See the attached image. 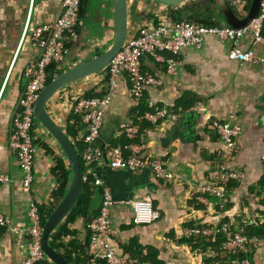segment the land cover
Segmentation results:
<instances>
[{"label":"crops","instance_id":"obj_1","mask_svg":"<svg viewBox=\"0 0 264 264\" xmlns=\"http://www.w3.org/2000/svg\"><path fill=\"white\" fill-rule=\"evenodd\" d=\"M60 3L61 0H0V173L10 179L0 183V215L8 216L20 230V235L15 236L0 228V264H20L24 259L26 251L22 245L27 239L29 205L50 203L56 186L51 174L53 160L63 156L55 141L39 125L38 128L34 125L33 140L53 146L55 151L49 154L35 145L33 180L30 190L24 193L19 184L18 160L8 144L23 83L22 73L27 62L36 55L29 44L30 34L35 28L55 20ZM236 7L235 12L243 19L244 6L237 4ZM174 13L177 12L152 0H128V37L135 36L141 28L167 24ZM75 33V38L67 43V57L59 66L62 71L109 49L114 37L112 0H83ZM239 47L264 58V44L255 42L251 35H247ZM231 49L229 43L205 38L200 49L181 52V69L171 78L165 75L162 64L143 58L142 72L164 81L161 87L146 89L141 100L148 109L165 111L164 117L156 123L138 121L133 116L137 104L130 96L128 79L126 76L119 78L94 146L121 147L125 136L120 125L137 123V143L143 147L142 156L161 160L169 177L157 178L149 169L131 172L110 170L103 164L98 167L113 197L124 202L111 209L116 230L111 244L117 254L128 256L121 246L136 240L142 248L158 251L163 264H201L199 256L192 254L190 246L184 243V233L190 227L218 228L225 222V226L238 232L243 227L264 225L262 196L257 187L264 178L260 160L264 152V65L231 61L228 57ZM104 78L96 75L74 82L48 101V114L66 134L69 125L72 126L69 118L73 116L76 99L92 89L98 93L106 91ZM183 98L188 108L175 107ZM215 120L232 121L242 126V136L232 152L213 129ZM84 134L85 129L80 127L75 139ZM220 163L242 173L237 187L228 191V203L222 209L216 199L211 198L208 206L199 201L210 169ZM144 197L152 200L159 217L152 224L135 225L129 202ZM100 201L98 196L96 207ZM69 229L77 234L65 237L63 243L75 240L84 244L87 229L83 221L77 219ZM256 242L253 264L257 258L260 262L258 248L264 245V241ZM98 249H103L102 241Z\"/></svg>","mask_w":264,"mask_h":264},{"label":"built area","instance_id":"obj_2","mask_svg":"<svg viewBox=\"0 0 264 264\" xmlns=\"http://www.w3.org/2000/svg\"><path fill=\"white\" fill-rule=\"evenodd\" d=\"M81 0H61L58 16L54 21L35 28L29 38V44L36 55L27 62L22 73V86L19 91L17 109L14 112L12 128L9 135V148L15 154L20 172V188L24 193L30 190L33 174L32 162L36 147L33 144L32 129L34 119L32 108L39 91L45 86V70L51 64L58 67L64 62L68 54L67 43L75 38V28L78 21V6ZM236 6L238 0H227ZM264 0H261L257 17L243 29L229 27H202L193 23L181 22L161 24L152 28H141L137 34L128 37L120 52L112 59L107 70V89L101 96L90 98L82 97L73 106L72 126L85 129L82 138L76 141L83 143L80 151L85 175L94 179V184L102 189L101 201L97 216L89 224L90 242L88 245L87 264H140L129 256L117 254L112 246L116 235L111 220V209L123 201L116 200L104 180L98 175V167L103 164L110 170L141 171L151 170L157 178L167 179L169 174L165 164L159 159H148L142 156V145L137 143L139 125L126 122L120 125L121 133L129 141L125 147L94 146L100 135L104 121L105 110L111 103L113 93L119 78L126 76L129 82V93L138 106L144 92L148 88H158L164 83L162 78L142 72V60L147 57L164 66L167 77H175L181 69L179 56L185 49H200L205 38H212L221 43H229L231 50L229 60L241 64L264 65V58L254 51H242L240 42L251 35L255 42L264 44ZM138 114V113H137ZM165 115L164 110L145 112L137 117L138 121L156 123ZM213 129L221 141L232 152L236 148L237 140L242 136L243 128L240 124L227 120H215ZM264 171V152L260 157ZM83 175V176H85ZM242 173L232 171L226 164L220 163L212 167L208 174L207 183L202 188L200 203L208 206L209 200H218V207L224 208L228 203L226 186L230 183H239ZM10 179L0 173V183H7ZM132 209V222L135 225H149L155 222L159 215L153 208L149 197L130 201ZM28 228L26 241L23 247L26 255L20 264H44L45 255L41 250L42 220L38 206L31 203L27 212ZM0 228L8 230L15 236L20 235V230L6 215H0ZM218 233L224 235L221 251L228 257L226 264H251L249 260L233 262V258L245 251L246 244L258 246L256 240H249L243 231H233L229 226L206 228L197 226L186 230L184 238L190 240H208L216 237ZM99 241L103 242V249H98ZM261 264H264V245L258 248ZM208 259L215 260L213 264H222L216 261L214 251L200 253Z\"/></svg>","mask_w":264,"mask_h":264},{"label":"trees","instance_id":"obj_3","mask_svg":"<svg viewBox=\"0 0 264 264\" xmlns=\"http://www.w3.org/2000/svg\"><path fill=\"white\" fill-rule=\"evenodd\" d=\"M253 0H238L239 5H243V15L242 17L250 10ZM83 0L80 1L78 6V13ZM238 7L233 6V9ZM188 13L186 14L187 19L191 20L193 24L202 26V27H225L221 21V19L217 16L218 12V3L217 0H196L187 5L184 9ZM185 11L183 13H185ZM182 14L181 12L174 13L173 16L169 18L167 24L173 23H181L186 22L178 19V16ZM238 17L241 15L238 14ZM159 26V23L155 24V27ZM264 36V32H263ZM63 71L56 64H51L45 70V85L54 77L61 74ZM108 70L106 69L99 75L105 76L104 80L107 81ZM105 91L100 93L95 92V89L86 91L83 95L76 99L79 100L82 97L90 98L94 96H101ZM185 97V96H184ZM186 101L184 98L180 100V102L175 107H180L181 109H186L188 106L185 104ZM155 110L148 109L144 107L142 102H139L138 106L132 111L133 116L137 118L139 115H142L145 112H154ZM138 113V114H137ZM71 116L70 118H72ZM69 118V121L71 120ZM68 121V122H69ZM38 124L34 121V125ZM69 124V123H68ZM75 127V128H74ZM70 127L67 130V135L73 139L74 147L77 151L80 169L83 175H85V169L83 167V162L81 159L80 151L82 150V144L80 141H76L75 137L78 136L80 127L74 126ZM32 134V132H31ZM122 143L121 147H125L128 145L129 141L126 137ZM34 145L40 146L44 152L49 154H54L53 146L47 145L45 143L39 142L38 139L33 140ZM51 174L56 181V186L53 192L51 193L50 203L46 206L39 205V214L41 216L42 225L44 224L47 217L50 215L55 206L61 201L63 196L65 195L68 186L71 181L72 173L68 166L67 161L63 156H56L53 160V165L51 168ZM98 175L101 177L100 173ZM84 179V188L81 193L80 198L76 202L73 209L70 213L65 217L63 222L56 228V230L50 236L49 243L50 245L58 251L61 255H63L70 263L72 264H87L88 261V245L90 242V229L89 224L98 214L99 206H95V200L99 196L101 199L102 189L94 184V179L83 176ZM237 187V183H230L226 186V196L228 191L235 189ZM258 189L260 190V195L262 196L261 206L264 207V178L257 184ZM77 219H81L87 229V237L84 244L78 241H71L69 243L64 244L63 239L67 236H75L77 233L69 229V226L75 222ZM225 222L218 226V230L224 226ZM195 227V226H194ZM190 227V228H194ZM206 228V226H204ZM243 234L249 240H259L264 241V225H258L256 227H243ZM224 242V235L218 233L216 237L211 239H196V240H185L184 243L190 246V251L192 253H204L208 251H214L217 254L216 261H219L222 264H226L228 262V257L221 251L222 244ZM123 253L127 254L130 259L136 260L140 264H163V262L159 259V253L155 249L151 248H142L136 240L130 241L126 245L121 246ZM255 247L251 244H246L245 251L241 254H238L233 258V262H239L241 260H249L251 264H253ZM215 260L211 259H203L201 264H213ZM44 264H53L45 259Z\"/></svg>","mask_w":264,"mask_h":264},{"label":"water","instance_id":"obj_4","mask_svg":"<svg viewBox=\"0 0 264 264\" xmlns=\"http://www.w3.org/2000/svg\"><path fill=\"white\" fill-rule=\"evenodd\" d=\"M152 1L169 9L171 12H181L182 14H180L178 18H182V20L187 23H192L191 20L184 19L188 13L184 9L187 5L196 0ZM217 3V16L221 19L223 25L239 30L245 28L257 17L261 0L252 1L250 10L242 17L243 19L237 16V12H235L233 6L227 0H217ZM112 11L114 15V37L109 49L103 54L79 65H75L52 78L39 91L32 108L34 121L37 122L46 134L58 145L72 173L71 181L65 195L52 210L42 227L41 250L47 260L53 264H72L50 245L49 240L52 233L63 222L80 198L84 188V179L73 141L66 132L53 121L46 110V105L55 93L62 88L84 78H90L104 72L112 59L120 52L128 39V0H112ZM184 11L185 13H183Z\"/></svg>","mask_w":264,"mask_h":264},{"label":"rangeland","instance_id":"obj_5","mask_svg":"<svg viewBox=\"0 0 264 264\" xmlns=\"http://www.w3.org/2000/svg\"><path fill=\"white\" fill-rule=\"evenodd\" d=\"M35 126H37V128H38V124H35ZM228 198V197H227ZM260 253V252H259ZM192 254H194V255H197V256H199L198 258H200L201 259V261L203 260V259H205V258H207V257H204V256H202L200 253H192ZM261 255V254H260ZM208 259V258H207ZM258 259V258H257ZM257 259H255V264H261L260 262H261V259H260V262L258 263V260Z\"/></svg>","mask_w":264,"mask_h":264},{"label":"flooded vegetation","instance_id":"obj_6","mask_svg":"<svg viewBox=\"0 0 264 264\" xmlns=\"http://www.w3.org/2000/svg\"><path fill=\"white\" fill-rule=\"evenodd\" d=\"M184 19H185V20H188V19H187V16H186Z\"/></svg>","mask_w":264,"mask_h":264}]
</instances>
